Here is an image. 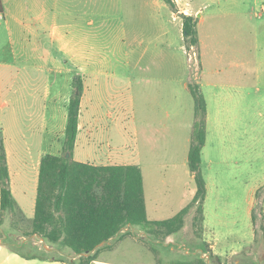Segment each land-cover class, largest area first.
Returning <instances> with one entry per match:
<instances>
[{
	"label": "crops",
	"instance_id": "1",
	"mask_svg": "<svg viewBox=\"0 0 264 264\" xmlns=\"http://www.w3.org/2000/svg\"><path fill=\"white\" fill-rule=\"evenodd\" d=\"M207 1L174 0L177 9L174 12L164 0H0V32L3 29L0 109L14 102L15 70L17 76L22 74V92L27 88L31 90V93L22 94V99H27L23 96L28 95L31 99L28 98L26 104L37 106L29 113L34 122L31 139L14 138L13 148L5 139L16 217H19L18 208L23 213L28 211L35 215L40 164L47 153L45 138L55 127L50 125L55 113L51 106L56 104L57 97L53 88L63 86L67 90L75 76L83 85L80 106L85 99L87 113L84 149L80 148L83 142L80 145L82 117L79 115L73 159L95 166H139L144 177L150 221L169 220L191 203L196 191L190 195L160 192L156 186L162 181V173L154 178L148 174L147 180L145 166L148 159L140 144L150 146L149 150L156 155L161 152V139L165 141V152L162 153L166 154V160L161 162L158 156V161H154L156 158L153 157L148 169L176 167L171 159L175 152L171 125L174 121V87L182 85L190 92V82H187V69L181 72L175 65L167 26L174 23L175 16L179 19L182 15H197ZM208 2L218 10L224 4L221 0ZM14 26L20 35L21 58L35 55L46 63L19 68L18 52L13 46ZM141 26H158L159 35L146 39L147 34H142L145 28ZM164 102L166 106L162 110L165 114L159 112ZM209 121L208 104L207 130ZM117 126L120 132L113 137L111 131ZM2 132L6 134L4 130ZM107 133L109 142H105ZM168 137L171 138L169 143ZM190 142L191 135L187 154ZM188 170L191 179H195ZM188 215L181 230L166 237H151L141 228L128 226L104 244L108 247L91 264H173L168 260L174 256L180 260L206 261L205 247L200 248L197 239L191 242L183 235L190 232ZM176 236L181 239L178 243H174ZM141 239H148L150 248L143 245ZM0 264L67 263L54 259L28 260L11 250L0 249Z\"/></svg>",
	"mask_w": 264,
	"mask_h": 264
},
{
	"label": "rangeland",
	"instance_id": "2",
	"mask_svg": "<svg viewBox=\"0 0 264 264\" xmlns=\"http://www.w3.org/2000/svg\"><path fill=\"white\" fill-rule=\"evenodd\" d=\"M208 1L193 16L198 22L197 45L190 46L185 40L182 16L179 15V19L175 16L174 23L167 26L172 42L171 49L169 44L168 47L176 59L175 65L181 72L187 69L188 83L203 87L210 113L202 164L208 193L203 214L198 213V205L190 209L187 217L190 232L183 235L191 242L197 239L200 248L205 247L207 264H264V0H221L224 4H221L220 10L213 8L212 2ZM141 27L145 28L142 34H147L146 39L159 35L156 31L158 26ZM13 28V46L18 52L19 68L46 63L35 55L21 58L20 35L18 29ZM14 74V102L0 109V134L12 148L16 144L14 140L21 136L31 139L34 122L29 113L37 107L26 104L27 99H31L28 95L23 96L27 99H22V94L31 90L27 88L22 92V74L17 76L16 70ZM77 78L75 76L74 81ZM74 81L70 88H66L68 91L63 86L53 88L57 97L56 104L51 106L55 113L50 125L55 127L45 138L46 154H63L68 106L75 91ZM174 90V121L171 125L175 152L171 159L176 167H147L149 162H153V157L156 158L154 161H158L159 157L161 162L166 160V154L162 153L165 152L164 140L161 139V152H156V155L143 142L140 148L148 159L145 166L147 180L148 174L154 178L162 173V181L156 186L160 192L190 195L196 191V183L188 175L187 142L192 132L195 102L192 94L182 85L174 87ZM165 106L164 102L159 108L160 113L165 114L162 110ZM86 113L83 99L79 113L82 117L79 140L80 145L83 142L80 147L83 149ZM119 130L117 126L111 131L113 137ZM105 136V142H109L108 133ZM167 139L169 143L171 138ZM17 212L19 217L12 220L14 224L7 218L0 229L1 250L8 251L13 244L31 242L38 248H45L46 254L51 257L64 255L60 254L57 246L45 245L40 237L27 236L34 216L28 211L23 213L19 208ZM180 241L179 236L174 237V243ZM28 251L29 247L24 250ZM168 261L173 264L197 263L196 260H180L175 256Z\"/></svg>",
	"mask_w": 264,
	"mask_h": 264
},
{
	"label": "trees",
	"instance_id": "3",
	"mask_svg": "<svg viewBox=\"0 0 264 264\" xmlns=\"http://www.w3.org/2000/svg\"><path fill=\"white\" fill-rule=\"evenodd\" d=\"M176 10L174 0H164ZM183 32L190 46L198 44L197 21L193 16L182 15ZM74 95L70 100L63 141V154H46L42 157L39 172L35 215L27 236L37 235L45 245L57 246L59 257L46 254L28 242L9 246L21 257L62 261L67 264H91L108 243L125 228L143 229L151 237H166L178 233L190 209L198 205L203 214L208 187L204 177L203 150L207 143L208 104L196 84H189L195 102V113L188 166L194 175L196 193L192 202L175 217L165 221H150L147 217L144 177L137 165L95 166L73 159L78 135L79 113L83 85L78 78L73 83ZM78 92V93H77ZM69 154V157H67ZM0 229L6 219L16 217V201L10 186V171L5 141L0 134ZM253 221L256 220L252 215ZM14 224V221H12ZM140 242L149 247L148 239ZM29 247L30 251L24 252ZM91 253L89 256L84 254ZM196 264H207L197 260Z\"/></svg>",
	"mask_w": 264,
	"mask_h": 264
},
{
	"label": "water",
	"instance_id": "4",
	"mask_svg": "<svg viewBox=\"0 0 264 264\" xmlns=\"http://www.w3.org/2000/svg\"><path fill=\"white\" fill-rule=\"evenodd\" d=\"M78 93V92H77ZM67 157H69V154H67ZM37 236V235H36ZM39 237V236H38ZM42 241L44 242V240L42 239ZM105 244V242L104 243H102V244H100L99 246H98V248L99 247H102L103 245ZM91 253H87V254H84L83 256H89Z\"/></svg>",
	"mask_w": 264,
	"mask_h": 264
}]
</instances>
